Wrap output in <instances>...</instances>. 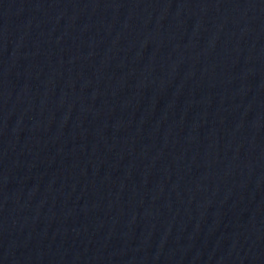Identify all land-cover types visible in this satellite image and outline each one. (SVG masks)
Segmentation results:
<instances>
[{"label":"water","instance_id":"95a60500","mask_svg":"<svg viewBox=\"0 0 264 264\" xmlns=\"http://www.w3.org/2000/svg\"><path fill=\"white\" fill-rule=\"evenodd\" d=\"M0 264H264V0H0Z\"/></svg>","mask_w":264,"mask_h":264}]
</instances>
